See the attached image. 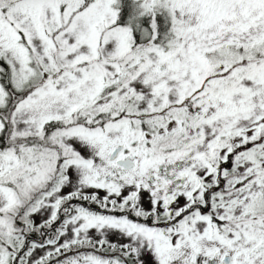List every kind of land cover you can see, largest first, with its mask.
<instances>
[{
  "label": "snow or ice",
  "instance_id": "6c2138e0",
  "mask_svg": "<svg viewBox=\"0 0 264 264\" xmlns=\"http://www.w3.org/2000/svg\"><path fill=\"white\" fill-rule=\"evenodd\" d=\"M0 264H264V0H0Z\"/></svg>",
  "mask_w": 264,
  "mask_h": 264
}]
</instances>
